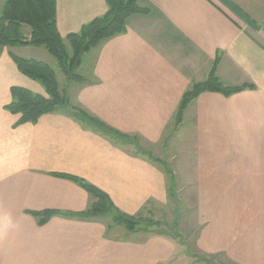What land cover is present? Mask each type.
I'll return each instance as SVG.
<instances>
[{
    "label": "crops",
    "instance_id": "obj_1",
    "mask_svg": "<svg viewBox=\"0 0 264 264\" xmlns=\"http://www.w3.org/2000/svg\"><path fill=\"white\" fill-rule=\"evenodd\" d=\"M137 5L145 11L131 14L124 32L86 51L76 67L80 77L69 76L59 88L70 105L129 138L124 141L61 109L17 124L18 114L6 108L11 86L46 93L17 69L11 54L49 65L55 57L29 42L0 45V264H202L189 260L187 241L153 226L129 230L108 219L62 214L85 210L91 196L57 174L93 184L123 214L161 216L172 198L169 181L143 150L155 156L174 134L190 155L181 152L177 160L174 141L168 159L155 157L176 161L170 166L176 192L192 212L184 218L194 228L189 253L216 264H224L221 257L264 264V0ZM106 9L105 0H56L57 30L62 37L77 32ZM21 33L29 40L28 25ZM214 63L223 84L253 87L230 95L203 91L175 125L182 93L205 80ZM39 210L58 213L38 224L31 212Z\"/></svg>",
    "mask_w": 264,
    "mask_h": 264
},
{
    "label": "trees",
    "instance_id": "obj_2",
    "mask_svg": "<svg viewBox=\"0 0 264 264\" xmlns=\"http://www.w3.org/2000/svg\"><path fill=\"white\" fill-rule=\"evenodd\" d=\"M105 1L107 9L104 14L84 23L79 31L68 33L65 37H62L56 26V0H4L0 9V45L13 46L22 43L20 42L23 39L21 25H28L30 28L29 44L43 46L56 58L65 75L78 78L80 76L74 72V69L80 63L82 55L105 39L124 32L126 30V20L131 14L145 11L137 5V0ZM11 57L17 69L27 77L39 81L44 86L46 93V95H42L22 86H11V101L6 105V108L11 113L18 114L17 124L33 123L40 115L61 109L85 126L108 135L115 141L128 139L125 138L124 134L113 130L98 118L89 115L76 106L70 105L67 96L59 90L55 71L49 64L38 59L21 57L15 54H11ZM252 87L253 85L248 83L234 86L223 84L215 74L214 63L205 80L191 84L182 93L174 114V124L177 125L181 121L187 104L203 91H217L230 95ZM138 149L143 150L142 148ZM143 151L162 166L169 179V194L172 195L171 186L173 187L174 178L167 163L152 156L149 151ZM57 175L75 180L91 196V202L85 210L65 212L62 213L63 215L82 219H108L110 222L123 224L129 230H142L154 225V222H151L148 218L123 214L114 206L106 193L82 178L67 174ZM31 213L36 217L38 224H44L52 214L58 212L39 210ZM190 255L195 258L196 262L216 264L213 258L196 254Z\"/></svg>",
    "mask_w": 264,
    "mask_h": 264
},
{
    "label": "rangeland",
    "instance_id": "obj_3",
    "mask_svg": "<svg viewBox=\"0 0 264 264\" xmlns=\"http://www.w3.org/2000/svg\"><path fill=\"white\" fill-rule=\"evenodd\" d=\"M54 60L55 61L53 63H51L50 65L55 71V75H56V79L58 81L59 88L64 90L68 84V77L69 76L65 75V73L62 71V69L60 68V66L56 60V58ZM74 72L79 73V69L78 68L74 69ZM175 137H176V135L174 134V136H172V139L169 140L170 142L168 143V145L164 148H163V146L160 145V144H163L164 140L161 141V143H159V145L157 146V149H156L157 152L154 155L158 156V157L164 156L163 157L164 160L168 159L167 158L168 154L175 153L174 141H175V143L177 142V152H176V154L178 155L177 160L180 159V154H182V153L190 155V153H191L190 147L188 146L187 148H185V146L180 145L179 143H183V142H179V139H176ZM125 140H127V139H125ZM165 140H167V139H165ZM170 143H172V145L169 147ZM175 162H173V163L172 162H169V163L166 162L167 166H168V168H170L172 174H173L174 170L171 167L176 168ZM173 178H174V174H173ZM167 179H168V177H167ZM168 181H169V179H168ZM174 181L175 180H173V187L171 186L172 198H169V204L167 205L165 212H163V214L161 216H158V218L154 217L153 215L144 216V218H148L151 220V222H154V225H150V226H153V228H154L153 230L164 231L166 233H170L174 237H177L176 239L179 242L180 241L189 242V243L186 242L187 246L185 244H183V245H185L187 247L186 249H184L185 252L190 255L189 252L194 251V242H193V240H194V235H193L194 228H192L190 225H188L187 224L188 221H186V219H184V218L186 217V213H188L190 216H192V212L189 213V212L185 211L186 207H185V205L182 204L183 200L180 198L179 193L176 192L178 187L175 188V182ZM181 204H182V207H181ZM189 215L187 216L188 220L190 218ZM191 257L192 258L189 257V260H191V262L196 263L195 258L193 256H191ZM221 260L223 261L224 264H232L229 260H227L223 257H221ZM200 263H202V262H200ZM202 264H204V263H202Z\"/></svg>",
    "mask_w": 264,
    "mask_h": 264
},
{
    "label": "water",
    "instance_id": "obj_4",
    "mask_svg": "<svg viewBox=\"0 0 264 264\" xmlns=\"http://www.w3.org/2000/svg\"><path fill=\"white\" fill-rule=\"evenodd\" d=\"M20 42L28 43L29 41L27 39H21Z\"/></svg>",
    "mask_w": 264,
    "mask_h": 264
}]
</instances>
